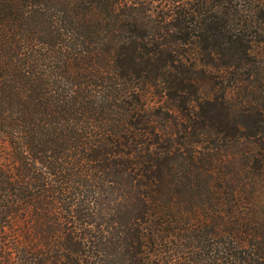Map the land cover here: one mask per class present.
Returning a JSON list of instances; mask_svg holds the SVG:
<instances>
[{
  "label": "trees",
  "instance_id": "obj_1",
  "mask_svg": "<svg viewBox=\"0 0 264 264\" xmlns=\"http://www.w3.org/2000/svg\"><path fill=\"white\" fill-rule=\"evenodd\" d=\"M0 264H264V0H0Z\"/></svg>",
  "mask_w": 264,
  "mask_h": 264
}]
</instances>
